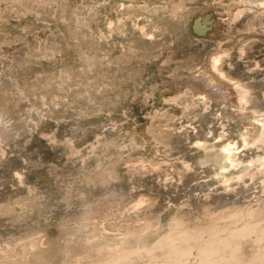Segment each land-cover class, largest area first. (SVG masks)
<instances>
[{"label":"rangeland","instance_id":"rangeland-1","mask_svg":"<svg viewBox=\"0 0 264 264\" xmlns=\"http://www.w3.org/2000/svg\"><path fill=\"white\" fill-rule=\"evenodd\" d=\"M228 257L264 264V0H0V264Z\"/></svg>","mask_w":264,"mask_h":264},{"label":"bare ground","instance_id":"bare-ground-1","mask_svg":"<svg viewBox=\"0 0 264 264\" xmlns=\"http://www.w3.org/2000/svg\"><path fill=\"white\" fill-rule=\"evenodd\" d=\"M204 26H206V25H204V23H203V21L202 20H197V22H196V27L197 28H200V29H202V28H204ZM217 60L215 59V61H212V64L210 63L209 65H211L210 67H214L213 69H215L216 68V66H217ZM209 68V67H208ZM211 69V68H210ZM219 69V68H218ZM212 70V69H211ZM216 70V72L217 73H219V74H221L220 72H218L217 71V69H215ZM215 70H214V72H215ZM210 71V70H209ZM220 71V70H219ZM212 72H213V70H212ZM215 72V73H216ZM204 73V72H203ZM201 75H203L202 73H201ZM204 77H205V75H204ZM207 77V76H206ZM211 78V77H210ZM221 78V77H220ZM197 79H199V78H195V77H193V78H191V81L194 83V82H196L197 81ZM204 79V78H203ZM223 79V78H222ZM200 80V79H199ZM190 81V80H189ZM203 81V80H202ZM204 81H207V82H209V85H210V87H212L213 88V90H218L219 89V87H217V86H214L213 85V82L212 81H210L209 79H204ZM200 83V82H199ZM235 83V82H234ZM231 84H233V83H231ZM208 85V84H207ZM202 86V85H201ZM204 87V86H203ZM231 86L228 88V89H226L225 90V92H226V94L228 95V97L227 98H230V100L231 99H233L232 97V92H229L228 90L230 89L231 90ZM235 88V89H234ZM232 89H234V91H235V93H236V100H238L237 101V103H240L243 99H244V93H245V90L244 89H242V88H240V87H238L237 85H235V87L233 86V88ZM234 93V94H235ZM229 100V99H228ZM230 102V101H229ZM232 103V102H231ZM151 131V130H150ZM146 132V131H145ZM151 133V132H150ZM142 135H144V134H142ZM258 135L259 134H257V135H254V139H256L257 137H258ZM150 136V135H149ZM147 137H148V135H147ZM144 138V137H143ZM152 138V137H151ZM145 139H148V138H145ZM246 139V138H245ZM153 140V139H152ZM150 142V141H149ZM207 148V147H206ZM232 146L230 145V143H225V144H223L222 146H220V148H219V150H218V154H220L221 156H222V159L223 160H229V162H230V160H235V158H234V153H233V150H232ZM231 161V162H232ZM82 224V223H81ZM88 225V224H87ZM71 226V225H70ZM79 226H81V225H79ZM89 226V225H88ZM87 226V227H88ZM91 226L92 225H90V227H88V228H91ZM87 228V229H88ZM254 228V227H253ZM71 229V228H70ZM81 229V228H80ZM93 229V228H92ZM251 229V228H250ZM72 230V229H71ZM86 231H88V230H86ZM91 231V230H90ZM90 231H88V233L90 232ZM103 232V231H102ZM104 234V233H103ZM89 236H90V234H89ZM99 236V235H98ZM237 236V235H236ZM241 236V235H240ZM249 236H251L250 234H248L247 236H245V237H249ZM92 237V236H91ZM40 238V237H39ZM42 239V238H41ZM88 239V238H87ZM91 240H89V241H92V238H90ZM241 239V238H240ZM36 240V239H35ZM227 240V239H226ZM39 242V241H38ZM37 242V243H38ZM42 242V241H41ZM41 242H40V244H41ZM34 243H35V241H34ZM231 242H229V244H230ZM234 243V242H233ZM36 244V243H35ZM67 244V243H66ZM69 244H70V242H69ZM229 244L226 246V247H228L229 248ZM232 244V243H231ZM231 244H230V246H231ZM32 245V244H31ZM38 244H36V246H37ZM222 246V245H221ZM235 246V245H234ZM26 247V246H25ZM41 247H43V246H41ZM226 247H224L223 246V250H224V248H225V250L227 249ZM38 248V247H37ZM234 247H232V249H233ZM236 248H238V246H236ZM236 248H235V250H236ZM44 249V248H43ZM46 249H49V248H47L46 247ZM45 249V250H46ZM232 249H228L230 252L229 253H231V250ZM27 250V249H26ZM35 250H36V247H35ZM39 250V249H38ZM44 250V251H45ZM224 250V251H225ZM34 251V250H33ZM221 251V250H220ZM237 251H241V250H238L237 249ZM41 252H42V250H41ZM45 252H47V251H45ZM228 252V251H227ZM232 252H235V251H232ZM34 253V252H33ZM216 253H218V251L216 252ZM225 253V252H224ZM31 254H32V252H31ZM45 254V253H44ZM47 254V253H46ZM205 254H209V255H211L209 252L208 253H206L205 252ZM213 254V253H212ZM37 255V254H36ZM42 255V254H41ZM223 255V254H222ZM229 255H231V254H228L227 256H229ZM26 256V255H25ZM32 256V255H31ZM205 256V255H204ZM215 256V255H214ZM235 256V255H234ZM37 257V256H36ZM208 257H211V256H208ZM208 257H205V260L207 261V258ZM222 256H220L218 259L220 260V259H222L221 258ZM230 257V256H229ZM227 258L226 260H224V263L222 262L221 264H228V263H231V261H228V259H230V258ZM33 258V257H32ZM76 258H78V257H76ZM212 258V257H211ZM224 258H225V256H224ZM234 258V257H233ZM257 258H259V257H256V259ZM261 258H263V257H260L259 258V262H261V261H263V259H261ZM35 259V258H34ZM41 259V258H40ZM204 259V258H203ZM232 259V258H231ZM254 259V258H253ZM256 259H254V260H256ZM41 260H43V259H41ZM216 260V259H215ZM258 260V259H257ZM256 260V261H257ZM44 261V260H43ZM78 261V260H77ZM212 261V260H211ZM234 261V260H233ZM256 261H253L252 260V262L253 263H249V264H254V262H256ZM179 262V261H178ZM214 261H212V263H213ZM237 262V261H236ZM259 262H257V263H259ZM35 263H36V261H35ZM42 263V262H41ZM45 263V262H44ZM205 263V262H204ZM210 263V262H209ZM234 263V262H233ZM262 263V262H261ZM264 263V262H263ZM45 264H48L47 262L45 263ZM177 264V263H176ZM217 264V263H216ZM220 264V263H219ZM256 264V263H255Z\"/></svg>","mask_w":264,"mask_h":264},{"label":"clouds","instance_id":"clouds-1","mask_svg":"<svg viewBox=\"0 0 264 264\" xmlns=\"http://www.w3.org/2000/svg\"><path fill=\"white\" fill-rule=\"evenodd\" d=\"M163 264H170V262L167 261V260H165V261L163 262Z\"/></svg>","mask_w":264,"mask_h":264}]
</instances>
